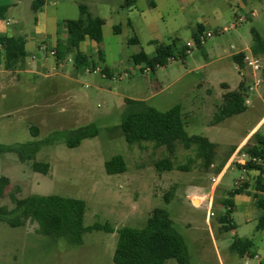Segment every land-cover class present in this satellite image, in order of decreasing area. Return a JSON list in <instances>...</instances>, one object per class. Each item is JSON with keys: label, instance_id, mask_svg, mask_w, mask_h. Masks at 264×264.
Instances as JSON below:
<instances>
[{"label": "rangeland", "instance_id": "obj_1", "mask_svg": "<svg viewBox=\"0 0 264 264\" xmlns=\"http://www.w3.org/2000/svg\"><path fill=\"white\" fill-rule=\"evenodd\" d=\"M19 1L0 0V8H11ZM42 1H46L42 10L47 16L49 34L58 26L67 29L68 21L79 20L80 5H91V13L106 22L104 40L98 47L116 80L103 78L99 72L87 73V68L77 70L73 55L58 63L49 49L40 51L35 45L26 52L25 67L10 71L6 68L4 51L0 52V145L20 146L35 141L32 127L39 130L37 141L55 132L66 134L91 124L99 129L97 138L83 141L78 148L70 149L63 143L45 147L31 162L22 163L16 153L1 156L0 178H9L11 185L5 198H0V207L14 208L8 197L10 193L19 199L30 196L77 199L87 205L86 227L109 224L115 230L143 229L155 209H165L181 235L186 233L184 227L189 223L190 234L201 236L200 247L187 245L190 264H264V232L256 231L257 220L246 225L247 207L243 201L232 200L235 207L231 219L236 231L222 229L221 219L227 211L224 202L231 199L236 182L243 176L248 177L238 168L241 156L228 166L212 210L209 211L206 203L196 208L201 204L199 199L193 200L194 205L191 201L192 193H208L212 176L223 171L232 152L250 134L253 135L250 144L255 143L254 135L264 136V83L249 94L244 114L213 126L226 93L223 86L226 84L230 91H236L243 80L246 86L253 83L249 70H245L246 78L240 76L233 55L251 49L254 30L264 39V0H159L158 10L149 8L150 0H137L132 16L128 15L129 8H119L123 0H113L114 8L102 13L97 10L96 0ZM242 1L248 5L246 11L241 8ZM250 11H255L257 16L250 19ZM239 17L246 21L236 30L216 34L202 47H194L185 59L176 54L172 62L155 72L143 73L132 61L142 52L155 56V46L145 44L148 39L162 38V43L175 42L176 47L182 48L188 42H195L198 25L203 24L206 32L215 33ZM31 18L23 9L15 11L0 22V34L14 33L20 28L17 25L20 21L28 27ZM129 19L133 27L128 25ZM117 27L121 28L119 33L115 32ZM39 29L41 35L48 36L46 29ZM134 37L142 43L131 45L129 41ZM85 55L96 67H105L97 50L88 48ZM260 57L264 59V54ZM31 62L34 63L30 67ZM29 69L38 74L17 75ZM5 71L11 74H1ZM126 74L129 77H124ZM126 100L145 101L160 112L181 105L187 114V133L206 137L217 145V169L207 172L195 149L187 151L179 145L172 159L176 169L159 172L156 164L168 157L165 148L155 149L151 143L129 146L126 142L121 126ZM114 156L124 158L126 173H106L105 164ZM36 162L50 166L47 175L33 171L32 165ZM180 166L188 167L189 171H179ZM256 178L246 183L254 185ZM194 183L204 190L195 189ZM256 212L254 218L258 219L260 211L256 209ZM209 217L213 233L209 229ZM38 230L33 222L17 229L0 223V264H115L117 233H88L83 237V245L73 247L65 240L42 236ZM237 238L254 242L251 255L240 258L231 253V245ZM167 264L178 263L171 260Z\"/></svg>", "mask_w": 264, "mask_h": 264}, {"label": "trees", "instance_id": "obj_2", "mask_svg": "<svg viewBox=\"0 0 264 264\" xmlns=\"http://www.w3.org/2000/svg\"><path fill=\"white\" fill-rule=\"evenodd\" d=\"M133 3L135 0H127L124 8H129ZM40 5L44 6L45 2H35V8ZM150 6L154 7V0H150ZM7 11L8 7L0 8V20L5 19ZM79 11L81 18L67 23V40L58 44L56 59L58 63H63L67 56L73 55L77 70L90 67L95 69L97 68L95 63L89 56L81 53L80 46L87 40L100 46L104 40L103 29L106 22L100 17H94L87 6L80 5ZM120 30V27L115 28L116 33H119ZM202 34L203 29L199 28L197 34L194 35L198 45L199 35ZM252 35L254 40L251 47L252 54L263 55L264 39L255 30ZM130 44H139V41L137 38H133ZM0 47L4 50V60L8 70L25 67L24 61L27 54L24 39L0 37ZM175 51H178L181 58H186L184 48L177 50L176 45H157L154 57H149L142 52L133 57V63L135 66L146 65L155 72L158 66L163 68L168 65L169 59L175 58ZM99 59L101 64H106L105 55L101 50H99ZM234 62L244 68L243 56L235 57ZM102 69L103 73L110 78L109 68ZM248 97L245 81L240 84L238 90L224 94L222 105L214 117L213 126L244 114L247 111L246 100ZM121 126L129 146L151 143L155 149L165 148L168 157L156 164V169L159 172H171L176 169L172 158L175 157L179 145H182L187 151L195 149L197 158L202 161L207 170L215 161L217 146L206 137L190 136L187 133L181 105L175 106L167 112H160L144 101L126 100ZM31 134L35 139L33 142L20 146L0 145V157L16 153L22 163L31 162L45 147L63 143L70 149L78 148L83 141L97 138L99 129L95 124H91L66 134L55 132L41 141H37L39 136L37 128L32 127ZM253 139L255 143L247 144L240 150V153L249 158L243 167L247 171L259 172L256 191L264 193L262 181L264 179V136L256 134ZM253 159H256L258 163L253 162ZM32 169L36 173L47 175L50 166L36 162L32 165ZM178 169L182 172L189 171L186 166H180ZM105 170L108 175L124 174L127 171L126 162L122 156H114L105 164ZM10 185L9 178H0V198H5ZM247 189V185H244L233 190L230 193L231 199L224 202L227 211L221 219L223 231H236L237 227L231 219L234 210L232 199L237 195L245 194ZM17 191L19 192V189ZM8 197L14 208L9 210L6 207H0V223L6 224L10 228H22L27 222H33L38 225V232L42 236L55 241L65 240L73 247L83 245V237L88 233H117L118 244L113 257L115 264H167L171 260H175L178 264H190L186 240L179 233L169 212L165 209H155L143 229L115 230L109 224H95L86 227L84 220L87 205L82 200L60 196H30L26 199H19L15 193H10ZM256 199V207L260 211L256 231L262 232L264 231V197L259 196ZM166 201L170 202L168 197H166ZM253 248V241L237 238L232 243L230 250L232 254L244 258L251 255Z\"/></svg>", "mask_w": 264, "mask_h": 264}, {"label": "crops", "instance_id": "obj_3", "mask_svg": "<svg viewBox=\"0 0 264 264\" xmlns=\"http://www.w3.org/2000/svg\"><path fill=\"white\" fill-rule=\"evenodd\" d=\"M39 1H42V0H20L19 2V4H14V5H11V8H9L8 7V11H7V13H6V16H8V15H11V14H13V13H15V11H17V12H20V11H22V9L24 10V12H25V14H26V16H28V17H31V15H32V17L33 18H31V21L28 23V27H24L23 26V24H24V22H22V21H20V22H17V25H18V27H20L18 30H16L14 33H8L7 35L4 33H2L1 32V34H0V37H17V38H22V39H24L25 40V42H26V52H28V49H29V47H31V46H37V48H39L40 49V51H44V52H46V51H48V49L50 50V51H56V49H57V46H58V44L59 43H63V42H65L66 40H67V29H61V27L60 26H58V28L56 27V29L55 30H53V32L52 31H50V34H49V31L46 29L47 28V16H46V13H45V11H43L42 10V8H44L45 7V5L44 6H37V8H35V2H39ZM126 1L127 0H123V1H120L119 2V8L120 9H123L124 8V5H125V3H126ZM158 1L159 0H154V7H151L150 6V2H149V8H151V9H153V10H158V8H159V4H158ZM44 2H46V1H44ZM242 3V9L243 10H247V3H244L243 1L241 2ZM113 4H114V1L113 0H96V7H97V10L99 11V12H103L104 10H107V9H109L110 8V10L111 9H113L114 7H113ZM138 3H137V0H135V3H133V4H131L130 5V7H129V9H128V11L129 12H131V13H129L128 15L129 16H132L133 14H134V10H136V5H137ZM22 5V6H21ZM117 5V3L115 4V6ZM23 7V8H22ZM88 7H89V10H90V12H93V10H91V5H89L88 4ZM118 8V7H117ZM124 10V9H123ZM252 13H255L256 14V12L255 11H250L249 12V18L251 19V18H255L256 16H257V14H256V16L255 17H252L251 16V14ZM92 14V13H91ZM93 15V14H92ZM143 15H145V13L143 12ZM94 17H98V16H95V15H93ZM100 18H102L101 16H99ZM249 18H247V19H249ZM5 19H6V17H5ZM4 19V20H5ZM103 19V18H102ZM145 21H147L146 20V16H145ZM1 21H3V20H0V22ZM130 24V25H129ZM7 25L9 26L10 25V22H7ZM128 25L130 26V27H133V25H132V21L129 19V22H128ZM39 27H41V29H46V32H47V34H48V36H44V35H41L40 33L42 32V30H40L39 29ZM199 28H202L203 29V34H204V32H206V28H205V26L202 24V25H198L197 26V32H198V29ZM40 30V31H39ZM195 34H196V32H195ZM202 34V35H203ZM201 36L199 35V38H200ZM135 38V37H134ZM138 39V38H137ZM162 38H151V39H148L147 41H145V44H148V45H154L155 46V51H156V47H157V45H166V44H164V43H162L160 40H161ZM130 41H131V39H130ZM130 41H129V43H130ZM139 41V44H140V42L142 41L141 39L140 40H138ZM194 41H195V39H194ZM48 42V43H47ZM196 42V41H195ZM38 43H40V45H38ZM49 43H51V44H49ZM142 43V42H141ZM189 43V42H188ZM45 44H46V46H45ZM157 44V45H156ZM170 45H176V43L175 42H173L172 44H170ZM202 47V46H201ZM233 47V46H232ZM232 47H231V49H232ZM88 48H92V49H95V50H97V52H99V47H98V45L95 43V42H92V41H89V40H87V41H85L84 43H82L81 44V46H80V51H81V53H83V54H85V52L87 51V49ZM177 48V50H181V49H185V46L184 47H182V48H178V47H176ZM235 48V47H234ZM232 50H234V49H232ZM1 51H4L3 50V48L2 47H0V52ZM246 52H248V53H246ZM246 52H244L243 50H240V51H238L237 53H235L234 55H233V59L235 58V57H237V56H243V55H247V54H249V53H251V49L249 50V49H247V51ZM104 54V53H103ZM179 55L178 54V51H175V55ZM105 55V54H104ZM185 55H186V49H185ZM148 56V55H147ZM180 56V55H179ZM187 56H189V55H186V57ZM149 57H151V56H149ZM105 61H106V57H105ZM132 61H133V59H132ZM33 63L34 62H31L30 63V67L33 65ZM144 66H146V65H141V66H139L140 68H143ZM105 67H107L106 66V64H105ZM138 67V66H137ZM235 67H236V70L239 72V69H241V67L238 65V64H236L235 63ZM109 68V67H108ZM110 70V69H109ZM141 72H143V73H146V74H148V73H150V72H145L144 70L143 71H141ZM112 73V72H111ZM1 74H4V75H9V74H11V72H9V71H5V72H1ZM19 74H25V75H37L38 73H36L34 70H31V69H29V71H26V72H17V75H19ZM113 74V73H112ZM239 74H240V72H239ZM240 76H241V74H240ZM48 77V76H47ZM242 77V76H241ZM243 78V77H242ZM243 81H245V80H243ZM223 89L226 91V93L227 92H233V91H230L229 90V87L225 84L224 86H223ZM225 93V94H226ZM224 95V94H223ZM222 100H223V96H222ZM222 100H221V105H222ZM145 102V101H144ZM220 105V106H221ZM183 108V107H182ZM220 108V107H219ZM218 108V109H219ZM218 112V111H217ZM216 115V114H215ZM183 116H184V120H186V117H187V114L185 113V109L183 108ZM225 122V121H224ZM263 122H264V120H263ZM186 123V122H185ZM220 125V124H219ZM217 126V125H216ZM253 135L252 134H250L245 140H244V142L242 143V145L238 148V149H236L234 152H232V155H231V157L229 158V160H228V162H227V165H226V167L223 169V171H221L219 174H217V175H215V176H212V178L213 177H216V176H219L220 177V183H221V181H222V178H223V176H224V174H225V172H226V170H227V168H228V166L233 162V160L235 159V158H237V157H239V156H241V160H240V163H238V165H240V167H238L241 171H242V173L244 174V175H248V177H242L241 178V180L240 181H238V182H236V186H235V189H237V188H240V187H242V186H244V185H247V187H248V189L246 190V193L245 194H243V195H237V196H235L233 199H234V203L235 202H237L239 199L241 200V201H243L242 203H243V205L245 206V207H247L246 208V213H245V215H246V225H251L252 223H254L255 222V220H257L258 221V219L256 218H254L255 217V215H257L256 213V209H257V207H256V198L257 197H264V193H258L257 191H256V186H257V179H258V176H259V172H256V171H252V172H256V175H252V176H250L249 174L250 173H252L251 171H247L244 167H243V165L249 160V158L247 157V156H245L244 154H242V155H239L240 154V150L244 147V146H246L247 144H250V141L252 140V138H250V137H252ZM211 142V141H210ZM216 145V144H215ZM250 145H253V144H250ZM217 146V145H216ZM178 149L179 148H177V151H178ZM216 154H217V150H216ZM176 156V155H175ZM216 156H218V155H216ZM173 159V158H172ZM172 162H173V160H172ZM217 160H215V162L213 163V165L210 167V169H208V171L207 172H211V171H213V170H215V169H217ZM175 167V166H174ZM257 176V178H256V184H247L248 182H251L252 180H253V178H255ZM202 181H205V180H203V179H201ZM248 181V182H247ZM263 181V185H264V179L262 180ZM247 182V183H246ZM220 183H219V185H220ZM240 184V185H237V184ZM194 187H195V189H197V190H204V189H202L197 183H194ZM234 189V190H235ZM218 191H220V187L218 186L217 187V189H216V192H215V194H217V192ZM230 193V192H229ZM208 194H206V195H204L203 193L202 194H199V193H192L191 194V201H192V204H193V200H195V199H199L200 201H201V204L199 205V206H195L196 208H201L204 204H205V202L203 201V198L205 197V196H207ZM215 197L216 196H214V199H215ZM232 199V200H233ZM206 204H207V208H209V204L206 202ZM194 205V204H193ZM213 206H214V201H213ZM235 207V206H234ZM213 208V207H212ZM260 214H258V216H259ZM208 223H209V229H210V231L213 233V225H212V223H211V220H210V217L208 218ZM257 227V226H256ZM184 229L186 230V233H184V235H182L184 238H185V240H186V243H187V245L189 246V247H194V246H196V245H198L199 247H200V244H199V241H201V236L200 235H196L195 233H193V234H190V230H191V224H187V225H185V227H184ZM262 232H264V231H262ZM185 234H187V235H185ZM212 238L214 239V237L212 236Z\"/></svg>", "mask_w": 264, "mask_h": 264}, {"label": "built area", "instance_id": "obj_4", "mask_svg": "<svg viewBox=\"0 0 264 264\" xmlns=\"http://www.w3.org/2000/svg\"><path fill=\"white\" fill-rule=\"evenodd\" d=\"M251 16L255 17L256 14L252 13ZM245 21H246L245 18L239 17L235 23H232L229 26L220 29L218 32H215V33L211 32V31L210 32H204V34L201 35V37L199 38V45L203 46L207 40L214 38L216 34L217 35L218 34H226V33H229V32L236 30ZM199 45L197 42L187 43L185 45L186 55H191L192 49L194 47H198ZM232 49H235V48L232 47ZM56 53H57V51H51L50 55L53 57H56ZM173 60L174 59H169V62H172ZM243 62H244V68L239 69V72L243 78H246L245 70H249L250 77H252V79H253V83H252V85L247 86V88H248V94H253L264 83V59L260 56L253 55L251 52L247 55H243ZM157 68H161V67L158 66ZM143 70L145 72H151L152 71L151 68L148 66H144L143 68L139 69V71H143ZM86 72L87 73L99 72L102 74L103 78H107V79L109 78V76L107 74L103 73V69L101 67H97L95 69L90 67V68H87ZM124 77H129V75L126 74ZM110 79L116 80V78L113 74H110ZM120 79H123V77H121ZM246 105L247 106L249 105L248 98L246 100ZM253 162L258 163V161L256 159H253ZM219 183H220V177L219 176L213 177L211 179L212 187L209 189V191L207 193L208 195L203 198V201L205 203L207 202L209 204V211L212 210L215 192H216L217 187L219 186ZM237 185H240V184L238 183ZM210 216L212 217L213 214L210 213Z\"/></svg>", "mask_w": 264, "mask_h": 264}]
</instances>
